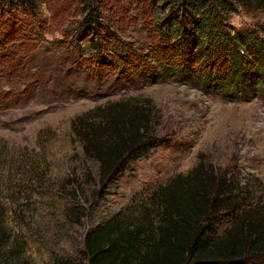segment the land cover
<instances>
[{
	"label": "rangeland",
	"instance_id": "rangeland-1",
	"mask_svg": "<svg viewBox=\"0 0 264 264\" xmlns=\"http://www.w3.org/2000/svg\"><path fill=\"white\" fill-rule=\"evenodd\" d=\"M40 1L46 22L40 46L4 43L11 32L7 21L0 23L5 34H0L5 50L0 55L14 67L11 72L0 65V251L5 261L75 260L86 235L116 215L135 224L143 217L146 223L155 221L153 196L199 163L246 185L250 204L264 203L263 91L232 101L181 80L157 79L134 65L91 73V50L83 52L82 62L56 47L65 27L84 17L80 1ZM109 1L105 25L155 66L150 55L155 25L143 1ZM241 4L229 19L231 28L264 31V0ZM130 97L151 101L155 136L166 144L103 183L99 165L85 155L72 123L96 107Z\"/></svg>",
	"mask_w": 264,
	"mask_h": 264
},
{
	"label": "trees",
	"instance_id": "trees-1",
	"mask_svg": "<svg viewBox=\"0 0 264 264\" xmlns=\"http://www.w3.org/2000/svg\"><path fill=\"white\" fill-rule=\"evenodd\" d=\"M79 1L84 17L75 25L69 23L64 40L54 44L78 59L91 50V73L127 71L134 65L150 70L157 79L181 80L232 101L264 92V31L235 30L229 24L236 3L243 0H142L149 23L155 25L150 52L155 66L105 25L103 10L109 0ZM6 21L11 33L1 41L41 45L46 22L40 0H0V23ZM3 59L1 54L3 69L13 72L10 60ZM150 105L149 99L130 97L73 120V133L82 140L85 155L99 165L103 183L166 144L155 136V109ZM247 190L233 177L199 163L153 196L155 221L146 223L149 219L143 217L135 224L116 215L86 235L78 259H58L55 264L264 263V203L250 204ZM0 264H12L1 251Z\"/></svg>",
	"mask_w": 264,
	"mask_h": 264
}]
</instances>
